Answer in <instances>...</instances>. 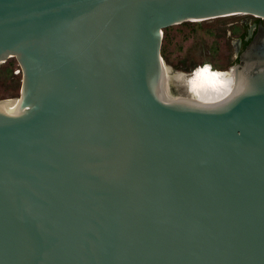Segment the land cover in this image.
I'll list each match as a JSON object with an SVG mask.
<instances>
[{
    "label": "water",
    "instance_id": "95a60500",
    "mask_svg": "<svg viewBox=\"0 0 264 264\" xmlns=\"http://www.w3.org/2000/svg\"><path fill=\"white\" fill-rule=\"evenodd\" d=\"M264 0H0V264H264V25L212 99L165 93L164 29Z\"/></svg>",
    "mask_w": 264,
    "mask_h": 264
},
{
    "label": "rangeland",
    "instance_id": "374dc122",
    "mask_svg": "<svg viewBox=\"0 0 264 264\" xmlns=\"http://www.w3.org/2000/svg\"><path fill=\"white\" fill-rule=\"evenodd\" d=\"M244 16L242 13L231 14L203 21H186L165 28L162 46L165 64L178 73H184L192 83L205 82L208 71L210 81L225 76L237 63L236 41L242 31L240 22ZM233 22L234 25L231 24ZM206 63L211 67L200 73ZM20 69L15 57L0 65V98L19 97ZM170 91L172 97L178 93L174 85Z\"/></svg>",
    "mask_w": 264,
    "mask_h": 264
},
{
    "label": "bare ground",
    "instance_id": "6f19581e",
    "mask_svg": "<svg viewBox=\"0 0 264 264\" xmlns=\"http://www.w3.org/2000/svg\"><path fill=\"white\" fill-rule=\"evenodd\" d=\"M205 67H211V65H208V63H206V65H204V69ZM200 69H202V67H200ZM235 69L236 65L232 66L225 76L218 78L215 81H210V71H208V79H206L205 82L197 84L189 82L184 73H178L165 64V93L166 95L171 96L170 88L172 85H174L178 91L176 97L188 96L199 99H212L219 97L233 87L236 80ZM200 73H204V71H200ZM214 77H216V75H214ZM17 108L18 102L17 98H15L14 102L8 105V109L14 113Z\"/></svg>",
    "mask_w": 264,
    "mask_h": 264
},
{
    "label": "flooded vegetation",
    "instance_id": "af4514ba",
    "mask_svg": "<svg viewBox=\"0 0 264 264\" xmlns=\"http://www.w3.org/2000/svg\"><path fill=\"white\" fill-rule=\"evenodd\" d=\"M234 23L235 22L231 24L234 25ZM260 24L264 25V19L245 14L240 22L242 31L236 41L238 55L246 48L253 36L258 32ZM238 63L239 62H237L236 64Z\"/></svg>",
    "mask_w": 264,
    "mask_h": 264
},
{
    "label": "snow or ice",
    "instance_id": "6c2138e0",
    "mask_svg": "<svg viewBox=\"0 0 264 264\" xmlns=\"http://www.w3.org/2000/svg\"><path fill=\"white\" fill-rule=\"evenodd\" d=\"M200 71H207V67H205V69H202V70H200Z\"/></svg>",
    "mask_w": 264,
    "mask_h": 264
},
{
    "label": "trees",
    "instance_id": "16d2710c",
    "mask_svg": "<svg viewBox=\"0 0 264 264\" xmlns=\"http://www.w3.org/2000/svg\"><path fill=\"white\" fill-rule=\"evenodd\" d=\"M236 62H239V58L236 59Z\"/></svg>",
    "mask_w": 264,
    "mask_h": 264
}]
</instances>
